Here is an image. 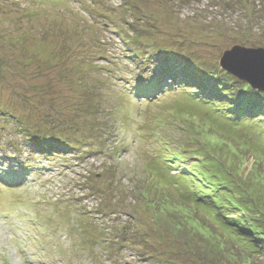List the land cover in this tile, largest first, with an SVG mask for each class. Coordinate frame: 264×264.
I'll return each instance as SVG.
<instances>
[{
	"label": "rangeland",
	"instance_id": "1",
	"mask_svg": "<svg viewBox=\"0 0 264 264\" xmlns=\"http://www.w3.org/2000/svg\"><path fill=\"white\" fill-rule=\"evenodd\" d=\"M235 46L264 49V0H0V103L24 121L0 119V264H264V241L246 245L264 138L211 87ZM43 113L78 145L29 147ZM190 169L220 174L240 210L210 216Z\"/></svg>",
	"mask_w": 264,
	"mask_h": 264
},
{
	"label": "trees",
	"instance_id": "2",
	"mask_svg": "<svg viewBox=\"0 0 264 264\" xmlns=\"http://www.w3.org/2000/svg\"><path fill=\"white\" fill-rule=\"evenodd\" d=\"M132 40H133V38H132ZM132 40H130V41H132ZM2 67H5V65H3ZM221 73L226 75L227 79L224 80L226 82H224L223 80H219L216 83L213 82L211 85V87L212 86L215 87V88L212 87L213 92L216 93V95L218 97L221 96L220 98H222V99H224V96H225V99H228V101L234 102V103H232V105L231 104L227 105V107L232 108V109L235 107L238 110L237 115H239L241 117L235 118V119H242L240 121V123H243V125H245V126L250 121L255 122L257 127L255 128V126H250L249 128L256 129L255 131H256L257 135L264 138V104L262 103L264 101V92H260L258 90L252 89L248 84H246L245 82H242L240 80L238 81L237 78L233 77L231 74H229L227 72L222 71ZM212 74H213V72H212ZM237 85L239 86L238 88H240L239 92L244 93L245 95L244 94L240 95L236 92L237 89H235V90L233 89V87L237 86ZM225 87H229V88L226 89ZM206 88H204V89H206ZM30 90L34 91L33 88H30ZM35 92L38 93L40 91L35 90ZM25 93L26 92H24L22 90L18 91L17 89H15L13 94L16 96V98H15L16 101L17 100H19V101L16 102L12 98L13 99L12 103L17 104V106H18L21 99H22V102H24V103H27V102L30 103V100L26 99V96L28 94H25ZM220 98L216 97V98L212 99L210 97V99L207 98V99H202V100L205 103L210 102L208 104H215V106L217 107V108L216 107L215 108L220 109L217 105L218 102L223 101ZM252 100L255 101L256 104L252 103ZM9 104H11V103H9ZM222 109H224V108H222ZM256 110L258 111V114L260 113L259 115L257 114L258 118L257 117L252 118L251 116H248V117L243 116L244 114H246V112L250 113V111H256ZM222 114H223V117L226 116V114H227V115H230V118H233V114H231V113H224L222 111ZM3 116H4V119L7 120L6 121L7 123H9L10 121H12V122L15 121L16 124H20V125L24 124V121L21 120L22 116L20 114H18L17 110L14 107H5V106H3V104L0 103V119L1 120L3 119ZM45 116L46 115H44V113H43V115H41V117L44 119V122L40 123V125H42L41 127L43 129L40 127H37V126H33L34 127L33 131L26 134L25 140L27 141V144L29 147L33 148V150H38L39 147H41V148H43V147L52 148L53 146L63 145L66 149V147H68V146L70 147L71 145H73V146L78 145L77 138H75V140L72 141V136L65 133L64 130H59V128H58L59 123L56 120H53L52 118H50L48 116H46V117ZM218 120L220 122L222 120L225 121L221 117ZM28 122H29V120H28ZM228 122H230V119H228ZM48 123L53 126L52 129L47 130L46 128H44V126H45L44 124H48ZM8 130H9L8 127H5L4 125H0V132L1 133L5 132L7 134H10V132ZM23 132H25V130H23ZM9 138H7V141L5 140V142L1 141L4 144L0 145V152L3 151V152H1V154L3 156H5V158H4L5 161H6V159H9V155L4 153L7 151H5L6 149L3 148V146L4 145L6 147L12 146L11 144H9V141H11V140H9ZM259 142H262V141H259ZM256 143H258V141ZM15 149L17 150V152H19V150L17 148H15ZM15 149H13V150H15ZM77 149L79 150V148H77ZM40 151L43 152L42 150H40ZM74 152H76V151H74ZM76 153H78V152H76ZM14 157H15V155H14ZM5 161L3 163L6 164ZM21 164H22V166H21L20 170H26L28 166L24 162H22ZM190 170L193 172V174L195 176H197V178H199L202 185L207 187V189L204 188V190H201V193L209 194L207 196V198L205 197L204 199H202L201 197L199 198V196H197V195L196 196L199 198V200H198L199 203H201L202 207L207 211V213L210 216H212V215L216 216L217 213H220V211H222V209H218L220 207H222L224 209H227L230 207V208H233L236 210H240V208L242 207L241 205L239 206V205L234 204V202H230V201H233L232 199L229 200L230 196L237 197L236 192L233 189L229 188L227 184H225L223 181L220 180V174H218L216 171H214V173L205 172V171H201L200 173H197L193 169H190ZM185 177H187V176H185ZM187 187L190 188L189 185ZM236 188H238V186ZM190 190H192V187ZM219 191H221V194H215V193H218ZM196 194H198V193H196ZM213 194H215V195H213ZM240 195L242 196V197H240L241 199H243L245 201L247 200V204H248V205H246L247 207H250L249 205H252L253 206L252 208L255 209V207H254L255 204L254 205L252 204V201H254L251 199L252 197L247 196L246 192H242V193H240ZM210 201H212L213 204H210ZM260 211H261V213H264L262 210H260ZM222 214L223 213H220V217H222ZM229 216L230 215L228 213L224 214L223 219H226L227 222L228 221L230 222L231 220H228ZM245 217L246 218H244V219H249V218H247L246 215H245ZM221 222L224 223L222 220H221ZM238 223L245 224L246 222H245V220H242V222H238ZM230 225L233 227H236L238 229V225L236 224V222L231 221ZM242 231L244 233H246V235H247L246 228H242ZM237 232H241V231L237 230ZM248 232L252 233V236L254 237L252 239H254V240L246 242V245L249 246L250 244H253L250 248L257 251L258 244L262 245V242H260V241L261 240L264 241V228L261 226H256V228L248 226ZM147 258H149L150 261H154V262H152L153 264H164L166 262L164 260H155L151 257H147Z\"/></svg>",
	"mask_w": 264,
	"mask_h": 264
},
{
	"label": "water",
	"instance_id": "3",
	"mask_svg": "<svg viewBox=\"0 0 264 264\" xmlns=\"http://www.w3.org/2000/svg\"><path fill=\"white\" fill-rule=\"evenodd\" d=\"M220 66L252 89L264 92V49L235 46L223 53Z\"/></svg>",
	"mask_w": 264,
	"mask_h": 264
}]
</instances>
